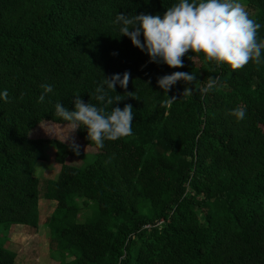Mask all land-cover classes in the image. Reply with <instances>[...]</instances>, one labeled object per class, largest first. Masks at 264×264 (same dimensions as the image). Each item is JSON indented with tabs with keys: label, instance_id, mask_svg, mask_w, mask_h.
I'll use <instances>...</instances> for the list:
<instances>
[{
	"label": "trees",
	"instance_id": "trees-1",
	"mask_svg": "<svg viewBox=\"0 0 264 264\" xmlns=\"http://www.w3.org/2000/svg\"><path fill=\"white\" fill-rule=\"evenodd\" d=\"M237 1L0 0L3 230L39 226L53 146L59 264H264V0Z\"/></svg>",
	"mask_w": 264,
	"mask_h": 264
},
{
	"label": "rangeland",
	"instance_id": "rangeland-1",
	"mask_svg": "<svg viewBox=\"0 0 264 264\" xmlns=\"http://www.w3.org/2000/svg\"><path fill=\"white\" fill-rule=\"evenodd\" d=\"M252 11L245 5L235 0L228 16L245 19ZM33 137L56 138L66 143L74 144L79 148V152L70 156L67 161L73 165L85 166L92 161L97 149L84 144L76 134V125L73 123H58L50 120H43L32 131ZM55 148L48 146L46 149V159L37 162L34 174L40 179V223L38 227L26 224H14L10 230H3L0 226V243L6 248L16 251L15 264H59L56 249V242L50 235V228L46 224L52 212L56 209V201L47 199L44 196L47 190L48 180L56 178L60 164L54 160ZM88 208L80 211V220H84L88 215Z\"/></svg>",
	"mask_w": 264,
	"mask_h": 264
}]
</instances>
